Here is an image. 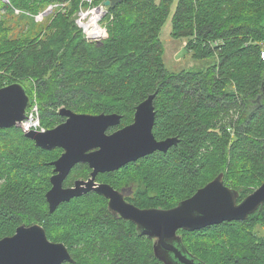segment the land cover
Instances as JSON below:
<instances>
[{
    "label": "trees",
    "instance_id": "obj_1",
    "mask_svg": "<svg viewBox=\"0 0 264 264\" xmlns=\"http://www.w3.org/2000/svg\"><path fill=\"white\" fill-rule=\"evenodd\" d=\"M80 2L0 1V88L22 85L45 130L63 121L57 114L62 107L119 114L121 128L156 93L153 135L176 138L177 145L101 175L117 190L135 184L130 200L140 208H172L220 174L239 192L238 201L256 189L264 178V95L258 101L264 0H177L171 35L189 38L193 60L212 59L201 71L179 73L165 69L159 40L174 0H120L106 10L101 23L107 37L99 45L86 42L75 24ZM61 3L64 9L45 25L35 21L48 5ZM11 25L21 31L13 35ZM61 152L35 147L18 127L0 129V239L21 225L39 224L50 241L67 247L73 264H162L152 241L138 237L131 222L114 218L95 193L48 212L49 163ZM89 171L75 166L63 185ZM262 227L264 205L244 222L178 235L205 264H264ZM83 243L86 251L76 256Z\"/></svg>",
    "mask_w": 264,
    "mask_h": 264
},
{
    "label": "water",
    "instance_id": "obj_2",
    "mask_svg": "<svg viewBox=\"0 0 264 264\" xmlns=\"http://www.w3.org/2000/svg\"><path fill=\"white\" fill-rule=\"evenodd\" d=\"M119 1L104 0L101 5L107 9ZM260 91L258 101L264 95V74ZM155 97L153 93L139 103L132 123L121 128H117L121 123L119 114H76L62 107L57 112L63 119L59 125L44 132L30 130L24 135L41 150H62L61 155L49 163L52 175L45 200L50 214L60 204L94 190L108 199V210L113 215L134 224L138 237L153 242L154 256L162 264H205L184 248L177 232H195L222 223L246 221L264 205V178L256 189L238 201L239 192L226 186L220 174L191 197L164 210L137 208L124 200L122 191H115L107 184L94 185L98 174L116 172L155 153H166L177 145L176 138L157 140L153 135ZM30 107L22 85L13 83L0 88V129L20 126L27 119ZM111 129L114 131L108 134ZM78 164H86L91 169L89 179L76 180L71 187H64V181ZM65 262L73 264L67 247L49 241L39 224L21 225L13 235L0 239V264Z\"/></svg>",
    "mask_w": 264,
    "mask_h": 264
},
{
    "label": "rangeland",
    "instance_id": "obj_3",
    "mask_svg": "<svg viewBox=\"0 0 264 264\" xmlns=\"http://www.w3.org/2000/svg\"><path fill=\"white\" fill-rule=\"evenodd\" d=\"M176 3H177V0H174L173 4L171 5L170 10H169V14H168L169 16L166 18V20H165L164 24L162 25L160 32H159V40L162 44L163 62H164L165 69L171 73H179L181 71H190V70L201 71L207 65H209L211 63L212 59H205L202 61L193 60L192 57L190 56L189 52L187 51V43L189 41V38L188 37L174 38L171 35L172 34L171 19H172V15L175 11ZM48 6L44 10H46L48 8ZM55 11H57V10H55ZM54 13L55 12H53V14ZM0 14L4 15V13L2 11H0ZM14 14H15V12H14ZM19 14H15V15H19ZM53 14H49L43 20L38 21L35 19V21L40 22L41 25H45V21L47 19H50ZM11 26L13 29V35L21 31L19 29V26H17L16 28L14 27V25H11ZM102 26L105 28V26L103 24H102ZM105 32L107 35L106 30H105ZM31 124H33L34 126H39L42 130L46 131L45 128L41 125L39 112L37 115L36 108L34 109V112L32 114ZM127 166H125V167H127ZM125 167H122V168H125ZM99 175L101 176L102 174H99ZM78 179H81L82 181H87L89 178L87 180H84L86 178H83V179L78 178ZM78 179H76V180H78ZM100 180L102 181V177H100ZM94 185L96 187L98 186L96 184V182L94 183ZM112 189H113V187H112ZM115 191H117V190H115ZM157 209H162V208H157ZM109 213H111V212L109 211ZM262 233H264L263 227H262ZM258 236H260L259 233H258ZM80 246H82V247L78 249L76 256H79V255L81 256L79 251H86V245L84 243ZM157 257H158V255H157ZM160 259L164 262V260L162 258H160ZM165 264H167V263H165Z\"/></svg>",
    "mask_w": 264,
    "mask_h": 264
},
{
    "label": "built area",
    "instance_id": "obj_4",
    "mask_svg": "<svg viewBox=\"0 0 264 264\" xmlns=\"http://www.w3.org/2000/svg\"><path fill=\"white\" fill-rule=\"evenodd\" d=\"M0 1L6 4L8 3L7 0ZM93 1L94 0H81L78 6V11L75 15V24L81 30L82 34L84 35L85 41L88 43L102 42L107 37L105 32L106 29L101 24V21L106 14V10L102 8L101 5H99L98 7L93 6ZM65 5L66 4L64 3L51 4L46 10L34 16V18L38 21L43 20L49 14H53L55 10L64 9ZM14 12L15 14L20 13V11L16 9H14ZM260 57L262 58V60H264V53H262ZM35 108L38 115L37 105L32 104L27 112V119L23 121L20 126H18V128L23 133H26L30 130L44 132V130H42L39 126H34L33 124H31L32 114Z\"/></svg>",
    "mask_w": 264,
    "mask_h": 264
},
{
    "label": "flooded vegetation",
    "instance_id": "obj_5",
    "mask_svg": "<svg viewBox=\"0 0 264 264\" xmlns=\"http://www.w3.org/2000/svg\"><path fill=\"white\" fill-rule=\"evenodd\" d=\"M114 131V129H111V130H109L108 131V134L109 133H112ZM172 148V147H171ZM170 148V149H171ZM62 153V152H61ZM61 155V154H60ZM78 165H86V164H78ZM77 166V165H76ZM87 166V165H86ZM88 167V166H87ZM90 171H89V174H88V177L86 178V179H84V180H87L89 177H90V173H91V169H89ZM72 171V170H71ZM103 174H105V173H103ZM100 175L98 174L97 175V177H96V179H95V182H96V184L97 185H101V184H107V183H105L104 181H101L100 180ZM78 180H81V179H78ZM76 181V180H75ZM75 181H73V183L75 182ZM73 183H72V185H73ZM71 185V186H72ZM107 185H109V184H107ZM71 186H69V187H71ZM110 186V185H109ZM65 187V186H64ZM111 187V186H110ZM114 189V188H113ZM114 190H117V189H114ZM117 191H122V194H123V196H124V200L127 202V203H129V204H132L133 206H135V207H137V208H140V207H138V206H136L135 204H133L132 202H131V197L133 196V194H134V191H135V184H129L128 186H125L123 189H120V190H117ZM88 193H95V194H97L94 190L93 191H90V192H88ZM87 193V194H88ZM97 196H100L101 198H103L104 200H102V199H100L99 197H97L96 198V200H100L102 203H103V205H104V209L107 211L108 210V199H105L104 197H102L101 195H99V194H97ZM140 209H149V208H140ZM108 212H109V210H108ZM114 218H116V219H118V220H122V219H120L118 216H115V215H113L112 213H110ZM122 221H124V220H122ZM125 222V221H124ZM135 227V226H134ZM179 232V231H178ZM178 232H177V235H178ZM49 240V239H48ZM150 240V239H149ZM50 241V240H49ZM52 242V241H51ZM55 243V242H54ZM153 243V242H152ZM66 263V262H65ZM64 264V263H63Z\"/></svg>",
    "mask_w": 264,
    "mask_h": 264
},
{
    "label": "bare ground",
    "instance_id": "obj_6",
    "mask_svg": "<svg viewBox=\"0 0 264 264\" xmlns=\"http://www.w3.org/2000/svg\"><path fill=\"white\" fill-rule=\"evenodd\" d=\"M29 125V124H28Z\"/></svg>",
    "mask_w": 264,
    "mask_h": 264
}]
</instances>
